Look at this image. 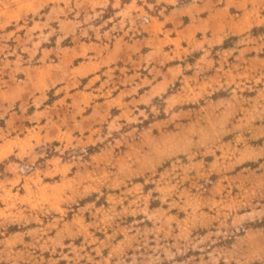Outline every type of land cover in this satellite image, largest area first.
I'll return each mask as SVG.
<instances>
[{
    "label": "rangeland",
    "instance_id": "374dc122",
    "mask_svg": "<svg viewBox=\"0 0 264 264\" xmlns=\"http://www.w3.org/2000/svg\"><path fill=\"white\" fill-rule=\"evenodd\" d=\"M0 264H264V0H0Z\"/></svg>",
    "mask_w": 264,
    "mask_h": 264
},
{
    "label": "clouds",
    "instance_id": "9594fccd",
    "mask_svg": "<svg viewBox=\"0 0 264 264\" xmlns=\"http://www.w3.org/2000/svg\"><path fill=\"white\" fill-rule=\"evenodd\" d=\"M154 159H155V158H154ZM165 164H166V162H165ZM163 166H164V164L161 165V167H163Z\"/></svg>",
    "mask_w": 264,
    "mask_h": 264
}]
</instances>
